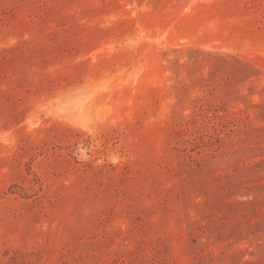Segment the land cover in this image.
Here are the masks:
<instances>
[{"label": "rangeland", "instance_id": "1", "mask_svg": "<svg viewBox=\"0 0 264 264\" xmlns=\"http://www.w3.org/2000/svg\"><path fill=\"white\" fill-rule=\"evenodd\" d=\"M0 264H264V0H0Z\"/></svg>", "mask_w": 264, "mask_h": 264}]
</instances>
